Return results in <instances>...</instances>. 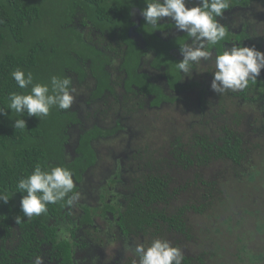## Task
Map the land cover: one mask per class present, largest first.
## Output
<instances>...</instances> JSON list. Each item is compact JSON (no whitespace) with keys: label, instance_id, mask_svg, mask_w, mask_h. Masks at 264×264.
<instances>
[{"label":"trees","instance_id":"trees-1","mask_svg":"<svg viewBox=\"0 0 264 264\" xmlns=\"http://www.w3.org/2000/svg\"><path fill=\"white\" fill-rule=\"evenodd\" d=\"M249 1L230 0V9L247 5ZM145 7V0H0V108L7 110L6 116L0 115V191L7 190L10 200L7 204L0 201V264H7L12 258L18 260L17 264H24L26 259L37 256L39 240L35 234L38 229L46 236V245L58 252L57 261L70 262L73 255V243L59 236L57 227L49 225L51 221H66L67 203L49 204L45 214L16 223L17 216L23 218L20 201L26 195L17 192L16 184L30 175L37 163L71 170L65 162L64 143L67 125L74 115L58 107L43 118L27 114L19 117L12 113L7 108L9 94H27L30 88L20 89L11 73L17 69L25 73L31 71L36 83H50L53 75L66 76L71 78L72 86L76 80H86L90 75L98 83L99 95L104 91L114 94L116 88L106 67L111 64L107 53H115L126 60V66L119 70L121 74L126 73L119 75L115 82H123L128 96H141L144 99L141 107H159L167 98L164 90L155 86L142 71V59L155 53L159 63L153 62V68L163 67L165 71L161 72L172 76L169 72L175 62L169 57L172 42H164L157 33L175 25L161 23L160 29L153 32L140 15ZM132 31L147 41L148 48L138 45ZM188 38L183 33L177 40ZM126 74L130 81L126 80ZM18 118L26 120L25 129L13 127ZM240 118L237 115L233 124L241 125ZM221 135L218 141L196 135L191 141L179 143L177 147L173 145L171 157L163 158L161 153L149 156V166L155 172L143 176L136 191L127 199L123 214V230L137 238V245L148 247L155 239L169 241L176 237L197 245L199 234L191 226L189 214L213 217L211 209L220 201L215 197L218 184L207 182L200 175L201 171L213 165L229 164L239 174L246 163L245 136L229 128ZM72 171L73 180H80L79 169ZM185 195L191 200L184 202ZM169 242L182 249L177 242ZM133 253L128 252L124 264H138V257ZM184 257L182 264H206L202 257L194 259L185 254Z\"/></svg>","mask_w":264,"mask_h":264},{"label":"flooded vegetation","instance_id":"flooded-vegetation-1","mask_svg":"<svg viewBox=\"0 0 264 264\" xmlns=\"http://www.w3.org/2000/svg\"><path fill=\"white\" fill-rule=\"evenodd\" d=\"M235 17L239 20L237 21ZM218 19L226 26L228 35L225 40L213 46L212 59L203 61L197 69L193 70L191 76H185L175 68V64L183 59L179 45L189 42L190 38L177 40L184 32L176 30L175 26L157 33L164 42H172L169 57L175 62L170 64L169 72L172 76L169 77V74L161 72L165 71V68H158L159 70L153 68V62L159 63L155 53L149 52L150 54L142 59V71L149 75L155 86L164 90L167 98V102L159 107L148 105L150 111H160L175 106L179 103V98L183 96L192 98L195 93L197 100L200 101L201 109L205 108L201 104L207 105L211 101L219 104L220 100L213 93L211 83L216 70L215 50L220 45H222L219 49L221 52L225 47L230 48L233 44L255 46L264 52V0H250L247 5L240 4L232 9L229 8L225 16ZM134 21L138 22L135 17ZM161 23L174 25V22L168 18ZM134 32L132 31V37L138 45L148 48L147 41ZM150 39L157 44L153 37ZM102 51L107 52L105 49ZM107 54L110 55L111 64L106 69L110 70L117 92L112 94L104 91L100 96L98 83L90 75L86 80H76V77V82L73 84L77 100L69 109L74 119L67 125L68 129L65 132L67 139L64 147L66 164L71 170L79 169L82 174L80 180L74 179V189L80 194V198L73 205L66 206V221L60 219L57 222L51 221L49 224L50 227L58 228L59 236L73 243L72 259L67 263H63L61 259L57 261L55 254L57 255L58 252L55 250L53 252L46 245L47 238L38 229L35 234L39 240L37 256L32 260L26 259L24 264H35L37 257L41 258L42 264H124L128 258V252L134 254L137 238L123 230V214L128 206L127 199L132 196V191H136L143 176L155 171L150 166L148 170L142 167V158L137 149L138 128L145 131V123L142 119L135 122V119L137 114H142L143 106L141 107L140 103L144 99H141V96H128L123 82L121 81L120 84L115 82L119 79V75L126 73H119L121 67L126 66V60L115 53L108 52ZM126 76L127 74L125 75L126 80H129ZM263 84L264 70L255 83H250L244 90L235 91L237 95L232 94L231 97L233 100L239 97L252 107L259 104L264 108ZM104 103L107 104L110 112H114L110 116L114 121H109L108 125H102L99 117L92 115L94 110L104 109ZM226 128L235 131L236 125L231 122L223 128L220 126L219 131L212 129L214 131L212 136L194 134L186 142L195 139L196 135H201L204 139L208 135L213 141H218L222 138L221 134ZM215 167L216 165H213L209 169H203L200 175H209ZM87 193H91L90 196ZM15 229L20 231L19 227ZM61 229H63V235H61ZM17 261L12 258L7 264H17Z\"/></svg>","mask_w":264,"mask_h":264},{"label":"rangeland","instance_id":"rangeland-1","mask_svg":"<svg viewBox=\"0 0 264 264\" xmlns=\"http://www.w3.org/2000/svg\"><path fill=\"white\" fill-rule=\"evenodd\" d=\"M195 5L196 0H188L189 7ZM213 93L219 98V104L215 101L201 104L203 109L199 107L196 93L192 98L183 96L175 106L160 111L142 107V114H137L135 119L145 123V131L138 128L137 132L142 167L149 169L151 154L171 157L173 145L186 142L194 134L212 136V129L219 131L220 126L233 123L240 115L242 124L234 130L238 128L245 136L248 148L241 172L238 174L228 164L216 166L209 175L202 174L207 182L218 184L215 197L220 201L211 209L213 217L189 214L190 224L199 234L197 245L177 237L169 241L177 242L190 258L206 259V264H264V108L259 104L252 107L239 97L233 100L235 91ZM104 105V109L94 110L92 115L99 117L102 125H108L114 121L110 117L114 112ZM182 200L187 202L191 197L185 195Z\"/></svg>","mask_w":264,"mask_h":264},{"label":"clouds","instance_id":"clouds-1","mask_svg":"<svg viewBox=\"0 0 264 264\" xmlns=\"http://www.w3.org/2000/svg\"><path fill=\"white\" fill-rule=\"evenodd\" d=\"M146 7L140 15L146 21V27L158 31L161 21L168 18L174 22L175 29L186 33L190 38L187 43L179 45L183 59L175 68L185 76H191L203 61H209L214 55L213 46L225 40L228 35L226 26L218 18H223L230 8V0H196V5L188 6V0H145ZM215 72L211 88L218 94L229 90L246 89L255 83L264 70V52L255 46L233 44L221 52L215 50ZM12 79L20 89L30 91L27 94L12 92L8 96L7 108L12 113L23 117L43 118L54 107L69 110L75 102L76 89L70 77L53 75L50 83H36L31 71L25 73L17 69L11 73ZM0 115H7V110L0 108ZM26 120H14L15 129H25ZM73 171L64 166H43L36 164L32 173L19 179L17 192L26 193L20 201L23 218L16 217V223L22 219L45 214L49 204L65 201L71 206L79 200L80 194L74 192ZM71 193V195H69ZM14 196V194H12ZM0 201L7 204L9 193L0 191ZM63 235V229H61ZM135 255L138 264H182L185 259L182 249L174 247L167 240L155 239L151 245H136ZM35 264H42L37 257Z\"/></svg>","mask_w":264,"mask_h":264}]
</instances>
